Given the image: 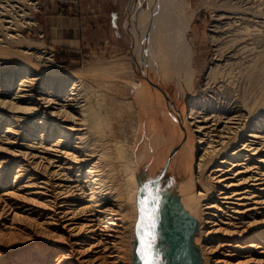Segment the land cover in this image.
Listing matches in <instances>:
<instances>
[{"label":"bare ground","instance_id":"6f19581e","mask_svg":"<svg viewBox=\"0 0 264 264\" xmlns=\"http://www.w3.org/2000/svg\"><path fill=\"white\" fill-rule=\"evenodd\" d=\"M5 1L0 264H264V80L241 99L230 71L250 41L230 54L218 46L194 96L188 0H148L133 13L146 21L143 34L134 29L136 65L119 57L74 71L23 34L34 0ZM130 69L141 76L128 78L134 97L118 87ZM260 73L264 61L249 60L244 75ZM102 85L132 118L130 135L102 108Z\"/></svg>","mask_w":264,"mask_h":264},{"label":"rangeland","instance_id":"374dc122","mask_svg":"<svg viewBox=\"0 0 264 264\" xmlns=\"http://www.w3.org/2000/svg\"><path fill=\"white\" fill-rule=\"evenodd\" d=\"M50 1L51 0H34L36 4L35 6L34 4H32V13H33L32 15L33 17H35L34 18L35 23L29 24L28 26L23 27L22 32L25 35V37H27L28 39L32 41L42 42V44L44 42L43 45H45L44 46L45 52L48 54H51L52 57L57 60L58 62L57 64H60V68L62 70L74 71L78 69H84L91 65H96L104 61H110V60H115V59H117L118 61L119 57H121L119 60H122V59L125 61L128 60L127 61L128 63L133 62L136 65L135 59L137 57L135 58V55H134L135 48L133 44L134 29L136 27V30L137 31L139 30L138 32L143 34L144 32L142 33V31L145 28L146 21L140 22V27H139L138 21L134 19L133 17V13L135 12L137 16L138 15L142 16L144 12L148 9V0H122L119 10H117V5H116L114 16H113V22H112L114 29L111 30L112 34L109 35V40L111 41L110 46H108L107 48L104 46L103 48L100 47L102 51L101 49L93 48V50H87L86 52L85 51L83 52H60L59 51L58 52L48 42L47 33L43 27L44 25L43 16L45 15L46 8L48 4L50 3ZM53 1L59 5L62 12H66L71 9L73 10V12L82 11V7H81L82 0H80L79 3L76 2V3H71V4L70 3L62 4L58 2L57 0H53ZM188 1H189V4H187L184 7L185 12L190 13L193 10L197 11L192 24L186 30V38L192 48L191 52L194 58V61L189 63L191 64V66L194 67V70H195V82H194L195 87L193 89V95L198 96L200 91L203 89V85L205 81L207 80V76L209 72L211 71V68L215 66L216 64L215 57H216V53L218 52L217 47L222 46L224 48L225 46V49H226V50L224 49L226 52L225 54H228V53L230 54L231 50L235 48L238 49L240 46L242 47V44H243L242 41L244 42L247 40L248 42L249 41L251 42V43L249 42V46L252 45L251 51L247 52V50H245L241 52L239 55V58L237 59L238 63L233 65V67L230 68V71H231V74L233 75V80L236 81L235 83L233 82L234 86L235 87L237 86L234 90V94L238 93L237 96L238 97L241 96L240 97L241 99H244L243 97H246L248 99L255 97L257 95L256 91L259 90V87L261 86L260 82H263L264 80V75L263 73H260V76L256 77L254 81V80H251L248 75L247 76L246 74L244 75V72L248 69L249 60L251 61L258 60L259 62L264 61V58H262L264 57V54H263L264 53V0H255V1L254 0L252 1L251 0H248V1L246 0H237V1L236 0H188ZM1 2H2L1 4L3 5L7 4L5 0H1ZM240 2L242 5L240 4ZM244 2H247V4L249 3L248 6ZM235 5L241 8L243 6V8L242 9L238 8ZM244 6H246L247 8ZM229 7H236V8H233L234 9L233 10L232 8H229ZM223 8L225 9V12L223 11L224 10ZM244 8L246 10H244ZM247 9L249 12L247 11ZM236 10H237L236 12L237 14L234 13ZM241 10L242 11L244 10L245 12L244 11L242 12ZM223 12L225 13V16H223L224 15ZM226 12H229V13H226ZM245 13L247 15H245ZM228 15L229 16L231 15L232 17L230 16L228 18ZM233 18L236 21H234ZM228 19L229 21H227ZM216 24H219V25H216ZM223 24L226 26L230 25L231 29H229V26L226 27ZM246 24L248 27H246ZM215 25L219 26L218 31L215 29ZM240 25H242L243 27L241 26L242 27L241 28ZM41 29L44 31L45 35L41 34ZM231 31L232 32L236 31L238 33L234 32L232 33V35H230ZM244 31L246 32L244 33ZM242 33L245 35H243ZM213 36H215L216 38L217 36L220 37V38L218 37L217 43L216 41H214ZM221 36L223 37L225 36V38ZM227 37H228V40H226ZM244 38L246 39L244 40ZM239 40L240 41L242 40V41L240 42ZM222 41L225 43H223ZM221 43H223L224 45ZM235 44H236V47H235ZM134 68L135 67H133V69ZM133 69H130L131 71H128V72H131L129 74L127 73L128 76L127 75L122 76L123 77L122 79H126L128 83H124L121 79L118 82V87H121L122 89L124 86L125 88V89L124 88L122 89V92L124 91V94L127 93L126 95L132 96V97L136 95V92H134L135 87L129 83L130 80L134 79L136 83H139L141 80V76L137 74L138 73L137 71L133 72ZM128 78H132V79H128ZM155 78L158 79L157 77ZM102 88H105V89H102ZM121 89L119 88L118 91L119 90L121 91ZM99 90L101 93H103L98 96L100 98L102 108L104 107V109H106V111L109 112L110 114L117 115L118 117L117 116L116 117H117L118 123H120L119 122L120 119L127 120L125 126L124 124H120L119 128L121 127L123 129V131L121 129L122 133L125 132L128 135H130V132H129L130 127H128L127 124L129 120H131L132 118H130V116L128 115V112L121 114L122 108L118 106V104L112 103V101L109 99L110 97L109 94L112 92L110 89L108 90L106 86L102 85L101 89Z\"/></svg>","mask_w":264,"mask_h":264},{"label":"crops","instance_id":"0c3cea01","mask_svg":"<svg viewBox=\"0 0 264 264\" xmlns=\"http://www.w3.org/2000/svg\"><path fill=\"white\" fill-rule=\"evenodd\" d=\"M121 3L122 0H82L81 12L72 9L62 12L51 0L43 16L48 42L58 52L107 48L111 44L109 35L114 29L115 6L119 10Z\"/></svg>","mask_w":264,"mask_h":264},{"label":"built area","instance_id":"2783aa9c","mask_svg":"<svg viewBox=\"0 0 264 264\" xmlns=\"http://www.w3.org/2000/svg\"><path fill=\"white\" fill-rule=\"evenodd\" d=\"M58 2H60V3H62V4H65V3H79L80 2V0H57ZM41 34L42 35H45V33H44V31L41 29Z\"/></svg>","mask_w":264,"mask_h":264},{"label":"snow or ice","instance_id":"6c2138e0","mask_svg":"<svg viewBox=\"0 0 264 264\" xmlns=\"http://www.w3.org/2000/svg\"><path fill=\"white\" fill-rule=\"evenodd\" d=\"M153 201L157 200L158 197L157 196H153L152 197ZM141 204L143 205L144 204V201L142 200L141 201ZM144 264H154V260H151V259H147V257L145 258V261H144Z\"/></svg>","mask_w":264,"mask_h":264}]
</instances>
